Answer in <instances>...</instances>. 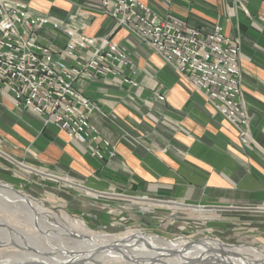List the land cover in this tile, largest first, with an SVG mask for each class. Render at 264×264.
<instances>
[{
  "label": "crops",
  "instance_id": "1",
  "mask_svg": "<svg viewBox=\"0 0 264 264\" xmlns=\"http://www.w3.org/2000/svg\"><path fill=\"white\" fill-rule=\"evenodd\" d=\"M9 1L71 24L84 35L109 37L126 51L131 64L123 70L137 85L115 76L74 83L94 106L90 122L116 146V156L103 160L91 156V143L81 144L39 114L16 107L9 91L0 90L4 152L65 177L74 187L70 204L75 209L87 207L83 191L89 189L113 204L118 196L219 207V212H232L221 222L238 214L253 217L256 227L264 224L258 215L263 209L257 207L264 204V0H139L161 17L184 20L205 33L218 23L239 39L242 97L253 139L247 143L173 64L105 16L100 0ZM66 39L51 24L35 32V40L55 53ZM91 52L88 47L79 57ZM67 61L73 63L71 57Z\"/></svg>",
  "mask_w": 264,
  "mask_h": 264
},
{
  "label": "built area",
  "instance_id": "2",
  "mask_svg": "<svg viewBox=\"0 0 264 264\" xmlns=\"http://www.w3.org/2000/svg\"><path fill=\"white\" fill-rule=\"evenodd\" d=\"M100 9L173 64L238 129L242 143L253 141L242 97L238 38L229 37L218 23L205 33L184 20L161 17L139 0H100ZM48 24L67 37L57 53L35 40L36 30ZM88 47L91 55L80 58ZM129 64L126 51L109 37L84 35L71 24L33 14L23 3L0 0V90L9 91L16 107L39 114L81 144L91 143L90 154L98 160L116 156V146L90 122L94 106L74 83L115 76L136 86L123 70Z\"/></svg>",
  "mask_w": 264,
  "mask_h": 264
},
{
  "label": "rangeland",
  "instance_id": "3",
  "mask_svg": "<svg viewBox=\"0 0 264 264\" xmlns=\"http://www.w3.org/2000/svg\"><path fill=\"white\" fill-rule=\"evenodd\" d=\"M2 146L3 144L0 143V182L18 191L21 196L24 195L33 200L42 201L45 207L49 209L50 212L55 213L59 219L65 215L70 219L83 221L86 227L90 231H93V233L116 235L118 237H122L125 234H146L150 238L151 236H159L169 242H181V240L192 242L212 239L228 245L229 247H224L225 251L229 250L230 247L239 245L264 246V224L256 227L251 224L253 223L251 222L253 217H251V219H241L238 214H236L237 216L233 214L232 219H226L227 223H224L219 220L220 217L222 218L223 215L230 216L229 213L232 212L225 214V212H219V209H212L210 211L202 210L201 208L190 209L176 204L173 205V203H158L149 199L122 198L118 196L117 198L120 200H115L113 204V200H108L107 198V202V200L103 198L107 197V195L101 194L100 198L97 196V193L89 189H84L85 191H83L84 195L86 194L88 197L87 207L84 209H75L70 204L72 203L71 200L75 193L72 192L71 189H74V187L68 182H64L65 177L30 165L21 158L13 157L4 152ZM52 179H54V182L50 181ZM64 192L68 193L67 195L70 196V199L65 198L63 195L65 194ZM176 206L183 209H177ZM237 206L243 207V205ZM244 207L253 206L248 205ZM257 207L263 209L259 211L258 215L262 213V216L259 217H262L264 220V204ZM0 219L4 220L7 225L13 226V230L20 238H23L22 233H26L28 242L37 241L39 245L43 244V240L37 236L26 213L21 207L14 206V204H11L8 200L1 199ZM35 219L37 220V218ZM64 223L65 222L62 221L63 225ZM17 231L22 233L20 234ZM11 235L12 233L5 231L0 232V264H6L3 263L2 260L9 254L18 251L24 252L20 247L18 248V246L10 243L12 239L9 237L14 236ZM40 235L47 237L48 232L42 229ZM60 238L62 242H66L63 234H60ZM8 240L10 242H8ZM81 240H85L86 242V239ZM66 243L67 244H64L68 247H73V244L79 245L77 240L71 241L70 237L69 241ZM178 245L182 247L184 244L181 245L178 243ZM230 255L231 254H229V256ZM231 256L234 257L236 255ZM245 257L247 256L245 255ZM91 258L94 259L95 257ZM116 259L117 261L113 262V264H118V262L122 261L119 256L116 257ZM158 259L159 260L151 262L150 264L180 263L175 260L181 258L179 256H168V258L159 257ZM234 259L238 262L236 257H234ZM94 260H96V258ZM88 261L89 260H85L84 263ZM248 262L247 264L260 263L258 261L256 263ZM261 264H264V259Z\"/></svg>",
  "mask_w": 264,
  "mask_h": 264
},
{
  "label": "bare ground",
  "instance_id": "4",
  "mask_svg": "<svg viewBox=\"0 0 264 264\" xmlns=\"http://www.w3.org/2000/svg\"><path fill=\"white\" fill-rule=\"evenodd\" d=\"M1 199L21 207L35 233L43 240V244L40 245L37 241L28 242L26 233H22V230H20L22 232L17 231L22 233L23 238H20L13 230V226L7 225L0 219V232L12 233L14 236L8 237L16 244L12 240L8 242L25 252L18 251L4 257L2 262L6 264H113L118 256L122 259L118 264H150L159 260V257L168 258V256L181 258L175 260L180 263L173 264H190V259H198L197 264H247L248 261L251 263L258 261L260 262L258 264H261L264 259V246L239 245L225 251L224 247H229L228 245L212 239L169 242L159 236L150 238L146 234H125L122 237L96 234L90 231L83 221L70 219L65 215L59 219L55 213L45 207L42 201L21 196L18 191L2 182H0ZM62 221L65 222L64 225ZM42 229L47 231L49 236H41ZM60 234L65 236L66 242L70 237L71 241L77 240L79 245L73 244V247H68L65 241L62 242ZM81 239H86V242ZM178 243L184 245L181 247ZM229 254L236 255L234 257L238 262ZM91 257H95L96 260ZM85 260L89 261L84 263Z\"/></svg>",
  "mask_w": 264,
  "mask_h": 264
},
{
  "label": "water",
  "instance_id": "5",
  "mask_svg": "<svg viewBox=\"0 0 264 264\" xmlns=\"http://www.w3.org/2000/svg\"><path fill=\"white\" fill-rule=\"evenodd\" d=\"M158 202H162V203H170V202H167V201H158ZM175 204H178V206H184V207H188L190 209H198V208H201L202 210H212V209H218L219 207H210V206H199V205H191V204H180V203H175ZM200 241V240H199ZM198 259H190V264H197Z\"/></svg>",
  "mask_w": 264,
  "mask_h": 264
}]
</instances>
